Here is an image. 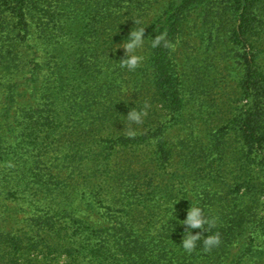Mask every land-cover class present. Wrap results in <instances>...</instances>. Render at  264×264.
I'll use <instances>...</instances> for the list:
<instances>
[{
  "label": "trees",
  "instance_id": "16d2710c",
  "mask_svg": "<svg viewBox=\"0 0 264 264\" xmlns=\"http://www.w3.org/2000/svg\"><path fill=\"white\" fill-rule=\"evenodd\" d=\"M160 3L0 0V264H263L264 215L258 199L243 206L246 164H231L228 139L263 147L261 55L251 53V105L232 135L173 133L194 121L181 40L194 30L213 37L222 19L239 22L229 35L236 43L248 26L259 36L264 0H170L148 19ZM139 27L145 37L167 32L173 47L146 44L147 67L129 70L112 54ZM145 102L140 135L125 137L122 118ZM127 149L145 156L118 160ZM192 202L216 220L203 231L221 237L210 251L203 239L192 252L180 245L186 217L176 221L174 211L187 216Z\"/></svg>",
  "mask_w": 264,
  "mask_h": 264
},
{
  "label": "rangeland",
  "instance_id": "374dc122",
  "mask_svg": "<svg viewBox=\"0 0 264 264\" xmlns=\"http://www.w3.org/2000/svg\"><path fill=\"white\" fill-rule=\"evenodd\" d=\"M169 2L170 0H161L160 4H156L150 10L148 19L152 20L163 16L169 6ZM256 12L260 17L259 19H263L257 25L264 29V4H260ZM219 21L223 23V26L220 29H218V26L214 27L213 37L211 36L213 30L207 31L204 36L194 30V33H188L183 41L181 40L180 42L181 46L178 49L179 70L190 84L184 90L186 94L185 100L189 102L185 115L187 118L193 115L192 119L194 121H185L174 128L176 131L173 136L176 140L181 139L180 137H185L188 131L193 130L198 135H205L207 138H212V135L219 129H221L220 134L224 130L230 133V128L234 127L235 123H238L236 122L237 117L239 118L246 113L251 105V96L247 94L248 91L250 92L249 73L252 71L250 61L253 59L251 53L256 51V53L261 55L260 57L263 58L261 65L264 68V30L258 36L254 31V27H245V34L244 32H242L243 34L238 33L239 37L241 39L245 38V40H239L240 38H238L239 41L236 43L233 39H229V35L232 33L231 30L233 31V29L237 28L239 22L233 19L231 26H229L226 25L225 19ZM191 31L193 30H188V32ZM246 35L247 37H245ZM122 43L123 41L117 43L112 56L123 59L125 50L123 47H119ZM138 51L144 57L140 66L146 68L149 54L146 52L145 46ZM228 118L236 120H234L235 122H229L230 119L227 120ZM231 137L228 136V139L236 147V153L232 154L234 158H230L231 164L234 166L244 162L246 164L244 167L247 175L241 178L238 177V179H246L243 186H240L241 194L244 196L243 200L245 201L243 206L245 208L251 207L250 205L253 204L255 199H258L260 201L258 211L260 216H263L264 139L260 141L263 147L252 149L250 142L251 147L246 145V147L241 149V137L235 133H233V139H230ZM190 145L192 147L196 143L187 141L186 147L189 148ZM134 152L135 154H140L141 157L145 156L144 150L136 152L127 149L119 153L117 159L132 156ZM237 187L239 186H235V188ZM184 213L176 209L174 211L176 221L186 217ZM262 262L264 264V258Z\"/></svg>",
  "mask_w": 264,
  "mask_h": 264
},
{
  "label": "clouds",
  "instance_id": "9594fccd",
  "mask_svg": "<svg viewBox=\"0 0 264 264\" xmlns=\"http://www.w3.org/2000/svg\"><path fill=\"white\" fill-rule=\"evenodd\" d=\"M138 23V21H137ZM150 45L151 48L156 49L159 47L172 48V42L168 39L167 32H160L153 38L152 36L145 37V28L139 27L132 29L129 36L124 39L123 43L119 47H123L125 50V56L120 61L121 67L129 70L137 69L144 60V57L139 54L140 49L144 48L145 45ZM150 105L145 102L143 106L133 108L131 111L124 116L123 135L127 138L134 139L140 135V126H142L147 118ZM173 217V211L170 213ZM186 230L183 234L181 247L187 251L192 252L197 245V241L203 239L204 248L206 251H210L216 248L221 243V237L219 233L203 235V231L209 233V229L215 226L216 220L209 218L205 215L204 209L198 203H191L188 210L186 219L179 220ZM207 226V227H205ZM196 229H201V232H194ZM64 257H61L58 264H63Z\"/></svg>",
  "mask_w": 264,
  "mask_h": 264
}]
</instances>
